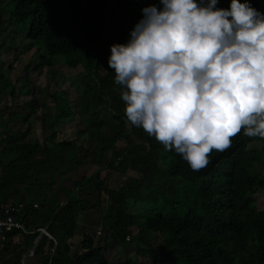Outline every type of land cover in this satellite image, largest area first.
I'll list each match as a JSON object with an SVG mask.
<instances>
[{"label":"trees","instance_id":"trees-1","mask_svg":"<svg viewBox=\"0 0 264 264\" xmlns=\"http://www.w3.org/2000/svg\"><path fill=\"white\" fill-rule=\"evenodd\" d=\"M149 1L0 0L8 24L15 23L11 34L0 30V52L13 51L22 61L27 52L21 48L32 51L38 62H27V74L31 68L51 73L58 61L83 71L77 85L83 95L75 106L64 92L56 116L40 113L52 131L44 143L0 131V211L11 202L25 204L21 218L31 232L9 234L0 264H110L106 250L125 246L130 237L135 256L116 264H264V210L255 198L264 190V138L242 129L229 148L213 149L209 164L194 170L127 121L122 86L108 64L110 46L128 40ZM251 3L264 12V0ZM229 5L218 0L219 7ZM5 70L0 65V110L3 97L16 101V84ZM23 91L31 94L29 87ZM52 97L58 101L57 93ZM33 104L35 116L40 107ZM74 124L77 138L59 139L55 128ZM103 158L109 159V173L101 180ZM90 165L97 172L64 193V177ZM132 167L134 177L128 175ZM84 215L83 239L74 253ZM39 229L54 240L41 237ZM154 235L162 239L160 249L151 245Z\"/></svg>","mask_w":264,"mask_h":264},{"label":"clouds","instance_id":"clouds-1","mask_svg":"<svg viewBox=\"0 0 264 264\" xmlns=\"http://www.w3.org/2000/svg\"><path fill=\"white\" fill-rule=\"evenodd\" d=\"M108 64L127 121L194 170L240 133L264 138V12L251 0H161Z\"/></svg>","mask_w":264,"mask_h":264},{"label":"rangeland","instance_id":"rangeland-1","mask_svg":"<svg viewBox=\"0 0 264 264\" xmlns=\"http://www.w3.org/2000/svg\"><path fill=\"white\" fill-rule=\"evenodd\" d=\"M152 4H155L156 0L149 1ZM160 5H158L159 7ZM141 11V8L139 9ZM142 15V11H141ZM7 15L0 11V30L2 33L11 34L15 30L14 21L8 24ZM134 24V23H132ZM130 28V25L126 26ZM120 28V26H119ZM1 41V40H0ZM29 49L27 47H22L21 52L24 54V58L21 61L20 59H16V53L13 51L5 50L0 52V65L4 67L12 66L13 70L8 72L4 71V73L10 77L11 81L16 84V101L9 97H3L1 102V110H0V131L1 129H5L12 134H16L20 136V140L22 141H39L44 143L48 137L51 136L52 131L47 129L41 122L40 113L45 115L56 116L58 113V107L63 100V93H69V102L75 106L79 97L83 95V91L77 88L79 83L78 77L83 72L82 68L78 69H70L65 66L63 61H58L56 64V68H54L51 73L45 71L44 74L36 73L35 69L31 68L29 70L30 73L27 74L26 64L31 59L38 62V59L33 56L34 53L28 52ZM12 52V53H11ZM19 57V56H17ZM48 72V73H46ZM28 76V78H27ZM29 87L31 89V94H25L27 91H23L25 88ZM53 93H57L58 101H55L52 97ZM34 102H37L40 107L38 115H30V107H32ZM28 118V119H27ZM55 132H58L59 139H75L77 138V128L74 125H59L55 128ZM88 144V141H87ZM256 144H252L250 147H255ZM107 158H103L101 160L100 169H102V177L103 180L107 175L108 171L105 170V167L108 163ZM95 167L92 165L81 168L77 171H73L72 174L64 177L62 183L64 193L69 192L73 189V183L75 181L80 180L85 174H94L97 170L93 172ZM129 176H136V169L134 167L130 168L128 172ZM69 178V179H68ZM68 179V181H67ZM124 182V180L120 181ZM60 183V184H61ZM114 183V184H113ZM64 184V185H63ZM113 185L118 184V181L112 182ZM257 199L258 206L261 210H264V190L258 191L255 195ZM85 215L79 219V229L77 233V238L75 242H81V238L84 234L85 230ZM134 239L132 237L127 239V243L125 246H110L106 250V256L110 262V264H116L120 260L126 258H133L135 256V247L133 245ZM151 245L155 248L160 249L162 246V239L159 235H154L151 240ZM76 250V249H74ZM143 259L140 260V263H144Z\"/></svg>","mask_w":264,"mask_h":264},{"label":"built area","instance_id":"built-area-1","mask_svg":"<svg viewBox=\"0 0 264 264\" xmlns=\"http://www.w3.org/2000/svg\"><path fill=\"white\" fill-rule=\"evenodd\" d=\"M25 210V204L11 202L0 211V250L3 249L5 242L8 240L9 234L12 232L18 231L26 235L31 233L27 230L26 224L21 218ZM39 231L49 239L54 240L45 229H39ZM98 234H100V232ZM54 244L56 246V242ZM54 251L55 249L52 248L51 253L54 254Z\"/></svg>","mask_w":264,"mask_h":264},{"label":"crops","instance_id":"crops-1","mask_svg":"<svg viewBox=\"0 0 264 264\" xmlns=\"http://www.w3.org/2000/svg\"><path fill=\"white\" fill-rule=\"evenodd\" d=\"M77 236H78V235H77ZM77 236L74 238V247H73V251H74V253L77 252L78 249H79V243L75 242ZM82 239H83V237L81 238V240H82ZM74 249H76V250H74ZM1 250H2V249H1Z\"/></svg>","mask_w":264,"mask_h":264},{"label":"water","instance_id":"water-1","mask_svg":"<svg viewBox=\"0 0 264 264\" xmlns=\"http://www.w3.org/2000/svg\"><path fill=\"white\" fill-rule=\"evenodd\" d=\"M65 205V203L62 204V206ZM47 231V229H45ZM43 236V234H41V237ZM37 244V241L35 243V245ZM32 255V254H31Z\"/></svg>","mask_w":264,"mask_h":264}]
</instances>
